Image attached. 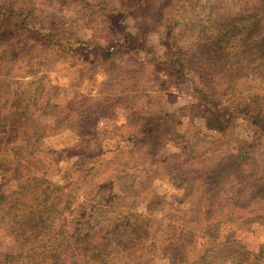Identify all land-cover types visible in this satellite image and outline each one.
Returning a JSON list of instances; mask_svg holds the SVG:
<instances>
[{
  "label": "rangeland",
  "instance_id": "1",
  "mask_svg": "<svg viewBox=\"0 0 264 264\" xmlns=\"http://www.w3.org/2000/svg\"><path fill=\"white\" fill-rule=\"evenodd\" d=\"M108 1L110 9L115 8V0ZM206 1L207 6L216 4L219 29L212 32L206 28L201 31L199 25L208 26L206 10L201 6L183 15L180 11L167 8L165 16H161L157 9L149 8L155 0H144L131 15H127L125 23L132 24L134 20V24L140 27L154 22L151 27H159L158 31L145 28L147 45L154 47L157 60L149 63L142 58V54L107 58L106 53H112L117 48L118 40L104 29L105 24L99 14L77 7L76 0H0V12L7 9V5L24 10L28 17L25 25L33 32L30 40H24L28 43V50H17L10 55L6 81L10 92L24 91L26 95L35 97L34 101L27 99L24 106L17 103L13 106L19 113H24L26 108L32 128L36 127L43 136L38 148L30 146L27 150L23 141L12 140L8 152L12 154L13 162L0 168V189L9 195L8 201L19 197V182L25 188L21 191L27 199L23 202L21 213L6 207L5 211H0L1 264H74L77 252L71 246L73 244L69 247V240L64 246L58 244L61 234L68 233L64 218L69 220L82 213H94L97 209L101 211L97 212L99 216L92 232L93 239L103 241L112 234L109 243L117 245L123 240L134 251L131 258L125 259L126 255L122 254L121 259L117 257L111 263L191 264L204 250L209 254L213 252H209L210 249L216 248L233 250L241 247L245 253L264 250V223H249V216L239 215L238 218L232 215L221 223L213 221L208 227L204 225L194 231L190 239L177 236L179 221L184 219L188 222L194 218L210 178L196 174L191 179L195 189L189 190L190 186L183 183V178L188 176L186 167H181L184 159L177 161L176 150H186L191 162L214 170L220 162L228 164L234 150H231L233 144L210 149L206 145L203 147L204 141H198L194 126L199 125L201 116L190 105L196 102L195 88L199 81L192 73H178L176 64L170 62V55L159 46L164 31V24L160 21L164 18L178 22L172 32L178 45L182 44L188 54L190 45L196 43L200 35L208 46H212L219 35L224 36L220 37V41L224 44L226 52L223 56L227 59L231 43L241 37L240 31H237V21L240 20L235 16H241V22L246 23L249 21L246 15L256 12L257 6H264L262 0ZM140 14L143 17H139ZM260 15L264 19L263 10ZM52 25L65 30L68 35H84L87 37L86 44L63 46L64 41L62 46L59 43L53 47L39 44L37 38L48 31L43 27ZM125 31L134 33L132 28ZM21 41L15 46L21 45ZM212 55L205 62L209 67L213 66V70L217 67L222 70L221 75L215 76L213 85L223 104L249 96L264 106V82L257 78L255 69L248 67L245 76L236 79L234 69L229 68V60H222L217 65ZM202 69L211 71L205 66ZM164 114L172 117V125L157 137L159 142L151 143V137H142L140 129L144 120ZM253 134L250 120L244 117H240L231 131V135L238 139H249ZM90 149L95 150L94 157L84 160L78 156ZM149 151L151 154L148 155ZM51 155L62 158L57 163L43 164V158ZM256 157L264 162V140ZM157 174L161 176L157 177ZM32 178L39 182L38 190H33L35 196L28 187ZM126 185L133 186L129 191L138 189L139 197H147L157 205L156 210L149 207L152 209L150 213L154 210V223L146 228L147 234L142 240L136 235L137 230H132L135 228L128 231L125 225L116 228L114 221H106V215L110 214L107 209L114 194H119L120 188L126 189ZM181 185L184 195L177 190ZM110 190L113 192L108 193ZM234 190L231 182L226 183L225 189H220L222 198H215L213 202L220 204L226 199L225 195L233 194ZM106 193L110 195L103 197ZM67 196L71 199L63 210ZM232 196L234 194L227 198ZM126 201L128 199L124 196L122 204ZM188 202H191L193 210L186 214L182 209ZM121 208L125 215L127 210ZM142 208L135 206L129 210L142 214ZM35 211H41L37 214L38 222L30 226L22 224L23 219L35 214ZM131 217L127 216L128 219ZM168 225L169 229H176L177 232L176 236L169 237L171 243L163 234ZM52 251L53 259L49 255ZM217 257L212 264L237 263V259L231 256L223 254ZM105 264H110V259Z\"/></svg>",
  "mask_w": 264,
  "mask_h": 264
},
{
  "label": "trees",
  "instance_id": "2",
  "mask_svg": "<svg viewBox=\"0 0 264 264\" xmlns=\"http://www.w3.org/2000/svg\"><path fill=\"white\" fill-rule=\"evenodd\" d=\"M76 1L77 7L99 14L105 24L104 29L109 32L111 37L118 40L117 48L112 53H106L107 58H110L113 55L131 56L142 54V58L149 63L157 61L153 52L154 47H148L147 45V32H145V28H147V30L153 28V30L158 31L159 27L157 25L156 27H151L155 25L154 22L148 23L146 26L140 25V27L134 24V20L132 24L125 23L127 15H131L144 0H115L113 1L115 3V8L111 9L109 5L110 1L108 0ZM200 2V0H155L153 6H150L149 8L152 7L153 9H157L161 16H165L167 13L166 10H168L167 8L180 11L183 15L187 13L188 10H194L198 6H201L202 9L206 10V15L208 17V21L206 22L208 23V26L204 27L203 25H199L201 26V31L205 28L210 32L219 29V23L215 16L216 4L207 6L206 0H204L205 3ZM7 6V9L0 12V168L2 165L10 163V161L13 162V158L11 157L12 154L8 152L9 144L13 142L12 140L20 139V142L23 141L25 150H27L30 146L38 148L37 145L40 144L39 142L43 137L36 127L32 128L33 126L28 120L29 111L25 108L24 113H19V111H16L13 106V104L16 103L17 105L24 106L27 99L34 101L35 97L33 95H26V92L24 91H19L18 93L10 92V85L6 81L9 76L7 72V62L10 55L16 53L17 50L22 49L23 52H25V49L28 50V43L24 42V40H30L32 38L31 34L33 33L25 25V22L28 19L26 12L22 9L16 10L9 5ZM261 10L264 11V6L262 8V5H259L257 6V11L259 12L256 11L250 15H246L245 17L249 20L246 23L241 22V16H235V19L239 18L240 20L237 21L239 25L237 26L239 27L237 31H240L241 37L231 43L226 54L229 57L227 59L223 56L226 51H224V44L220 41V37L223 38L224 36L219 35L212 42V46H208L205 45L204 39L200 35L196 38V43L190 45V54L195 55L192 56L185 51V47L182 44L178 45L176 42L172 30L173 26L177 25L178 22L174 19L164 18L160 21L161 24H164V31L162 33L163 38L159 41V46L164 49V52L166 51V53L170 55V62L176 64L178 73L181 75L192 73L199 81L198 87L195 88L196 102L190 105L192 108L197 109L201 116V122L199 125H197V127L194 126L197 133L196 136H199L200 139L198 141H204L203 147L206 145L210 149L224 148L228 144H233L231 150H234V154H230L228 164H226L225 161L220 162V165L215 170L207 168V165L198 166V162H191V160H189L191 159V156L186 150H183L182 152H180L179 149L176 150L175 154H177V161L184 159V162L181 163V167H186L188 176L183 178V183L190 186L189 190L195 189L191 179L196 174L206 175L210 178V183L205 187V193H203L200 198L201 204L196 208L194 218L188 222L184 219L179 221V233L176 232V229L174 231L173 229H169V225L163 229V234L168 238L169 242L171 241V238L169 239V237L176 236V233L180 239H190L194 231L200 227L204 225L208 227L213 224V221L221 223V220L232 215L237 217L239 215L242 217L249 216L251 220L249 223H264V162H260L256 157V152L264 140V106L260 105L256 98H250L249 96L237 98L230 103L223 104L214 90L215 88L213 85L215 76L221 75L222 70L219 67H217L218 69L213 70V66L209 67L210 65L208 66L205 62L209 60V56L213 54V57L211 58H214L218 63H216L217 65L222 63V60H226L225 62L229 60V68L232 70L234 69L233 76L236 77V79L243 78L249 67L253 70L255 69L254 72H256L257 78H260V80L264 82V19H262L260 15ZM147 13L148 12H146V14ZM139 17H143V14H140ZM185 18L186 17H184V19ZM191 18L192 17L189 19ZM262 20L263 25L261 24ZM43 28L48 31L45 35L37 38V41L41 45L53 47L58 43L61 45L63 41L65 43H63V46L76 43L86 44L87 37L84 35H68L65 30L59 29V27L53 25ZM127 28H132L134 33L125 31ZM204 37H207L206 33H204ZM18 41H21V45L15 46V43ZM202 66L209 68L211 71L208 72L202 69ZM230 91L231 89L229 90V94ZM69 107L70 106H68V110L70 111ZM70 114H72V112ZM240 117L249 119L251 126L254 128V134L249 139H238L231 135V131ZM171 118L170 115L164 114L161 116L153 115L150 119L144 120V125L140 129L141 136L151 137V143L159 142L160 138L157 137L161 136L168 129L169 125H172ZM18 135L20 137H18ZM211 136L212 138H210ZM94 152V149H90V151L79 153L78 156L86 160L94 157ZM149 154H151V151H149L148 155ZM193 154L194 153L191 154L192 157H194ZM61 158L60 155L57 157L52 155L51 157L45 156L42 162L43 164L46 162L48 164L57 163ZM159 176L161 175L157 174V177ZM229 182H231L233 189H235L233 193L234 196H232V198H227L228 196L233 195L232 193H229L228 195H225L226 199L219 202L220 204L216 203V201L213 202L215 198H222L220 189H225L226 183ZM29 183L30 185L28 187L32 191L31 194H33L32 196H35L36 194L34 195V191H37L39 188L37 187V183H39L38 179L32 178ZM125 187L126 189L120 188L118 190L119 194L113 193L115 197H113V200L107 209L110 214L106 215V221L110 223L114 221L116 228L125 225L128 231L130 228H135L132 230H137L136 235L142 240L143 236L147 234L146 228H148L149 224L154 223L155 216H153V212L156 210L157 205L155 206L147 197H139L140 193L138 194V189L129 191L133 186L130 187L129 185H126ZM127 187L129 189H127ZM19 189V197H16L11 201H8L9 195L5 194V190L0 189V211H5L4 207H6L8 209H15L19 211V213L23 212V202L27 199L25 200L26 194H23L21 191L25 188L20 182ZM181 189L182 185L177 188L179 192ZM112 192L113 191L110 190L108 193ZM182 195H184V192ZM124 196L128 199V201H126L127 205L122 204ZM67 198L63 210L68 207L67 202L71 199V197L69 198L68 196ZM135 206L143 207L142 209L144 213L141 214L129 210L130 207L134 208ZM150 206H152L153 209L155 207L151 213L150 211L152 209L149 208ZM121 207L127 210L125 215L122 214L123 209ZM192 207L191 202H188L184 204L182 210H184V213L189 214V211L193 210ZM78 209L81 208L78 207ZM176 209L177 207H175L174 210ZM98 211L100 212L101 210L97 209L94 213L89 212L88 214L82 213L81 216H76L69 220L64 218L66 224H68L65 227V230H67L68 233L61 234L58 244L64 246L68 240L69 247L73 244L71 246L77 252L74 264H105V262L108 263L109 259L110 264H119V261H116L115 263L111 262L112 260H117L115 259L117 257L121 259L122 254L126 255L124 257L125 259L133 256L134 251L132 247H130L125 241H118L117 245L109 243L112 234L109 235V239L106 237L103 241H95L93 239L94 234H92V232L97 226L96 219L99 216L97 213ZM38 213H41V211H35V214L28 215L23 219L22 224L30 226V224H34L36 221L38 222ZM73 215L75 214L73 213ZM218 215L221 217H217ZM127 216L132 217L128 219ZM138 224L139 227H137ZM169 246L172 247V245ZM231 250L232 249L223 248L210 249L209 252L213 251L210 254L208 251L204 250L196 257L197 259L195 261H192V263L198 261L197 264H212L215 262L214 260L218 258L217 256H222L224 254L225 256H231L232 258L237 259L236 264H264L263 249L256 253L242 252L241 247H235L232 251ZM49 255L53 259V251ZM4 260H6V258H4ZM41 261H43V259H41ZM4 264L7 263L4 262Z\"/></svg>",
  "mask_w": 264,
  "mask_h": 264
}]
</instances>
